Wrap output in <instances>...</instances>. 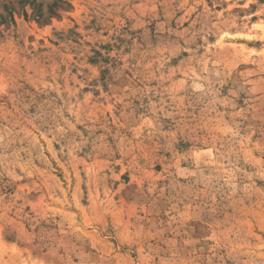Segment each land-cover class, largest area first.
<instances>
[{"label": "rangeland", "instance_id": "374dc122", "mask_svg": "<svg viewBox=\"0 0 264 264\" xmlns=\"http://www.w3.org/2000/svg\"><path fill=\"white\" fill-rule=\"evenodd\" d=\"M0 264H264V0H0Z\"/></svg>", "mask_w": 264, "mask_h": 264}]
</instances>
